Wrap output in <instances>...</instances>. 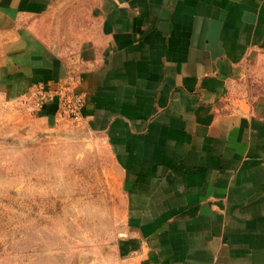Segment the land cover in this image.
<instances>
[{"label": "crops", "instance_id": "1", "mask_svg": "<svg viewBox=\"0 0 264 264\" xmlns=\"http://www.w3.org/2000/svg\"><path fill=\"white\" fill-rule=\"evenodd\" d=\"M77 118L120 175L117 264H264V0H0V94Z\"/></svg>", "mask_w": 264, "mask_h": 264}, {"label": "rangeland", "instance_id": "2", "mask_svg": "<svg viewBox=\"0 0 264 264\" xmlns=\"http://www.w3.org/2000/svg\"><path fill=\"white\" fill-rule=\"evenodd\" d=\"M103 141L66 116L41 127L0 94V264H117L124 205Z\"/></svg>", "mask_w": 264, "mask_h": 264}, {"label": "built area", "instance_id": "3", "mask_svg": "<svg viewBox=\"0 0 264 264\" xmlns=\"http://www.w3.org/2000/svg\"><path fill=\"white\" fill-rule=\"evenodd\" d=\"M62 106L67 116L78 118L85 105V98L81 94L62 92Z\"/></svg>", "mask_w": 264, "mask_h": 264}]
</instances>
